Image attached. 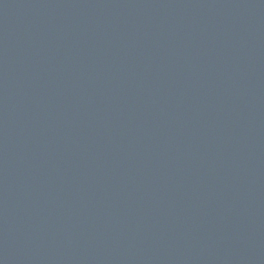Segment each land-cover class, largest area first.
Instances as JSON below:
<instances>
[{
	"label": "water",
	"instance_id": "obj_1",
	"mask_svg": "<svg viewBox=\"0 0 264 264\" xmlns=\"http://www.w3.org/2000/svg\"><path fill=\"white\" fill-rule=\"evenodd\" d=\"M0 264H264V0H0Z\"/></svg>",
	"mask_w": 264,
	"mask_h": 264
}]
</instances>
